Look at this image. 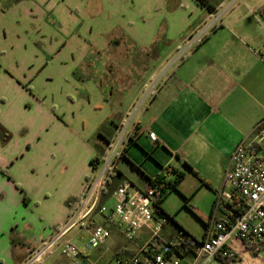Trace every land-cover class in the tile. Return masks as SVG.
<instances>
[{
	"label": "crops",
	"instance_id": "obj_1",
	"mask_svg": "<svg viewBox=\"0 0 264 264\" xmlns=\"http://www.w3.org/2000/svg\"><path fill=\"white\" fill-rule=\"evenodd\" d=\"M90 1L0 0V264L23 263L65 226L91 178V159L102 140L109 145L105 134L138 100L112 167L117 184L126 179L120 159L143 187L171 169L192 174L186 163L216 192L235 145L264 120V25H254L261 4L256 13L241 12L236 0H206L212 11L195 0H95L97 8ZM140 17L138 35L131 21ZM159 31L167 67L149 75L147 96L132 91L123 104L129 73L109 74L103 65L123 55L124 33L147 36L155 48ZM172 49H182L179 58ZM109 230L113 253L135 252L148 235L143 229L128 240ZM173 257L189 264L193 256Z\"/></svg>",
	"mask_w": 264,
	"mask_h": 264
},
{
	"label": "built area",
	"instance_id": "obj_2",
	"mask_svg": "<svg viewBox=\"0 0 264 264\" xmlns=\"http://www.w3.org/2000/svg\"><path fill=\"white\" fill-rule=\"evenodd\" d=\"M259 12L264 19V6ZM112 167L100 168L86 181L80 202L69 221L52 237L33 247L24 264L43 261L53 248L60 249L69 259L65 264H93L85 252L104 244L110 236L109 227L120 229L128 240L143 229L148 233L135 252L126 248L116 250L113 264H178V259L173 256L181 251L177 246L184 241L183 232L178 231L176 241L158 242V234L168 220L158 206L167 191L166 178L170 172L166 171L163 179L141 189L123 180L113 189L109 200L100 204L101 189ZM224 184L215 193L211 218L202 240L190 242L194 254L189 264L210 263L216 257L236 258L235 243L248 249L264 264V120L254 127L249 139L235 145ZM95 215L104 224L98 223ZM74 228L87 235L83 249H78L67 238Z\"/></svg>",
	"mask_w": 264,
	"mask_h": 264
},
{
	"label": "rangeland",
	"instance_id": "obj_3",
	"mask_svg": "<svg viewBox=\"0 0 264 264\" xmlns=\"http://www.w3.org/2000/svg\"><path fill=\"white\" fill-rule=\"evenodd\" d=\"M229 1L232 2L234 0ZM90 2L91 7H98L97 1L91 0ZM228 2L221 8L227 7ZM237 2L241 3L239 6L241 12L243 10L248 11L249 8H253V10L256 11L257 7L255 6H258L259 4L261 5L257 8V10H260L264 6V0H236L234 5ZM134 4H136L135 1L129 0V5ZM221 10L222 9H220L219 12H221ZM115 19L117 18H114L113 22L115 21ZM247 19L248 22L253 21V15L249 14V12ZM143 21H146L145 17L138 18L136 20V23L135 21H131V25H134L135 29H138V35H141L139 25ZM254 25H256L257 27H259L260 25H264V19L261 15L257 16V23ZM263 27L264 26H262V32L264 34ZM133 34H135V32ZM133 34L124 33V37H122L121 43L119 42L120 49L122 50L123 55L116 56L114 58L109 54L110 56L108 57V60L105 61L106 65L105 63L103 65V69H105L106 66L109 74H114L115 72L119 71L120 68L124 69L125 73H129V75H122L124 84H126V81L128 82V86L125 85L121 89V91L123 90L122 93L124 94L121 98L124 100L123 104H126L127 101L134 96V93L137 90H140L141 92L140 98L147 96L149 90L153 87V80L149 81V75H154L156 71H159V73H161L167 67V63L164 64L163 56L165 54V50H168L165 49V47L168 46V41L165 40L163 31H159L155 35V41L157 42V47L155 48L154 46L149 47L146 44L148 42L147 36H142L141 38L137 39L133 37ZM184 34L185 33H183V35ZM165 41L166 44H163ZM176 43L177 42H171L172 46H174ZM158 45L160 46L158 47ZM172 50L175 51L176 49ZM181 52L182 49L176 50L172 58H179ZM101 60L103 61L104 59ZM96 65L97 70H99L100 62H98ZM132 72L135 75H131ZM136 75H138V77ZM132 91L134 93H132ZM138 102L139 100L133 107H131L127 115H119L121 116V118H123V120L122 122H120V120L116 121V126L122 124L120 125V127H118V130L115 131L116 128L110 127V132L105 134V136L107 137V141H109V145L107 146L106 142L102 140V150L98 151L97 154L93 157V159L99 157L103 158L100 161L95 173L102 167L106 166L108 168V166H112L115 162V159H118L120 157L122 142L126 140V131L128 130V126L133 120V113L136 109V106L138 105ZM103 147L105 148L103 149ZM102 151H106L105 156V153H103ZM125 162L126 161L124 159H120L119 161V167L122 169V173L126 177V179L124 180L127 182H131L134 186L140 189L144 188L141 184L138 185V181L140 180V178L136 173L134 174L133 172H130V165L126 164ZM93 172L94 170H92L89 174L90 177L92 176ZM198 177L193 174H185L183 179L177 184L176 189H170L162 198L161 207L163 209V213L168 217V220L165 223L163 229L159 232L158 240L160 236V239L162 238L164 241H166L167 239L165 238L171 235L173 237L169 239V241H176L178 240V231H185L186 233H188L189 239L191 235L196 241H200L203 238L206 229L205 224H207L211 218L210 215L216 192H214V189H212L213 187H210V185L205 180H203L200 175H198ZM172 179L173 174H170V176L166 178L167 181ZM202 181L205 182V184ZM219 190L220 189H216L217 192ZM95 220L98 223L102 224V219L98 215H95ZM76 231H78V228L71 229L67 235V238H70L72 243L78 249H83V244L86 241L87 235L84 231L81 233L78 232L80 233V235H77ZM184 236L185 235H183L182 238H184ZM235 244L237 245L236 248L238 250L236 255L237 260L236 262L234 261L231 264H263L260 258L254 255L248 249H245L241 244ZM112 246L113 240L110 236L106 239V241L100 248L89 249L85 253L88 254L87 258L93 264H98L97 258L99 257V255H101V263L99 264H113V250H111ZM62 258L65 257L61 254L60 249L53 248L51 253L44 257L45 261L43 263L41 261L34 264H58V262H60V259ZM178 264H183V261L181 260V262ZM206 264L223 263L216 258H213L211 259L210 263Z\"/></svg>",
	"mask_w": 264,
	"mask_h": 264
},
{
	"label": "trees",
	"instance_id": "obj_4",
	"mask_svg": "<svg viewBox=\"0 0 264 264\" xmlns=\"http://www.w3.org/2000/svg\"><path fill=\"white\" fill-rule=\"evenodd\" d=\"M199 5H201V6H203V7H205L207 10H209V11H212L213 10V7L211 6V5H209L208 3H207V1L206 0H195ZM132 142H134V140L131 138L130 139V143H132ZM125 148H126V146H125ZM124 148V149H125ZM98 162H99V158H95V159H93V160H91V164H92V169L93 170H95V168H96V166H97V164H98ZM184 165L190 170V172L193 174V175H195L196 177H198V175H197V173L188 165V164H186V163H184ZM171 171V173L173 174V179L172 180H168L167 182H166V189H167V191H165L164 192V195H163V197L167 194V192L170 190V189H172V190H174V189H176V187H177V184L183 179V177H184V175H183V173L182 172H179V171H176V170H174V169H171L170 170ZM164 178V176L161 174V175H157L155 178H153V179H150L149 180V183H152V182H158V181H160L161 179H163ZM199 178V177H198ZM118 179H120V175H119V173H118V171H115L114 169H112L109 173H108V175H107V177H106V179H105V181H104V183H103V187H102V189H101V195H100V199H99V203L101 204V203H104L105 201H106V199L110 196V194H111V192L113 191V189L117 186V180ZM203 182V181H202ZM204 184H205V182H203ZM162 197V198H163ZM161 202H162V199H160V201H159V204H161ZM213 206V205H212ZM158 208H159V210H160V212L162 213V214H164L163 213V209H162V207L159 205L158 206ZM165 215V214H164ZM207 226V224H205V227ZM183 232V235H185L184 236V238H183V242H181L180 243V245H178L177 246V248L179 249V250H181V252H184L186 255H188V256H193V250H192V248L190 247V242L191 241H196L195 239H194V237L193 236H191L190 235V239L188 238V233H186L185 231H182ZM185 232V233H184ZM187 234V235H186ZM204 236V235H203ZM179 252V251H178ZM216 259L217 260H219V261H221L223 264H231V261H234L235 260V258H232V259H226V258H220V257H216Z\"/></svg>",
	"mask_w": 264,
	"mask_h": 264
}]
</instances>
